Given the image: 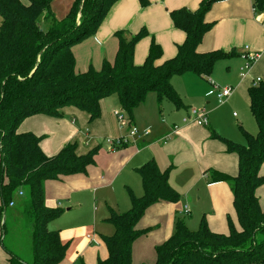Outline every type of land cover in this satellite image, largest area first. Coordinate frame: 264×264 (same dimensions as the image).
Segmentation results:
<instances>
[{"label": "trees", "instance_id": "trees-1", "mask_svg": "<svg viewBox=\"0 0 264 264\" xmlns=\"http://www.w3.org/2000/svg\"><path fill=\"white\" fill-rule=\"evenodd\" d=\"M52 1L27 0L23 4L20 0H0V244L8 256L7 264H58L63 260L67 243L61 242L58 231L47 228L62 210L45 205L44 183L84 174L98 150L95 147L78 155L73 143H68L55 155L46 156L39 147L40 137L17 132L24 119L57 117L64 108L72 107L87 113L91 121L100 113L99 102L112 93L129 120L148 92L156 94L158 103L168 100L180 108L181 100L169 82L171 75L191 72L208 77L217 60L236 54L196 51L211 28L204 16L220 1L202 0L194 11L184 7L169 11L173 27L184 33L174 57L157 64L162 50L151 39L143 63L137 66L133 52L137 42L146 37L145 30L129 37L117 31L113 33L117 47L112 61L103 59L98 69L89 66L75 71L71 47L95 35L117 0H73L61 19L54 17ZM137 1L142 7L148 5L147 0ZM252 5L255 12L264 14V0H253ZM247 96L257 133H244L245 145L209 135L222 142L227 153L237 156L234 177L214 172L209 183L229 186L239 230L229 225L227 234H216L203 219L196 230H190L177 220L171 236L155 247L154 264H264V209L255 194L264 184V176L259 175L264 162V80L251 86ZM137 173L143 194H130L129 210L110 214L107 222L114 232L102 237L107 257L97 264H131V245L145 233L136 230L135 224L147 207L179 199L168 184L167 171H160L153 162L142 165ZM10 241H20L27 249L15 253L9 248Z\"/></svg>", "mask_w": 264, "mask_h": 264}, {"label": "crops", "instance_id": "crops-1", "mask_svg": "<svg viewBox=\"0 0 264 264\" xmlns=\"http://www.w3.org/2000/svg\"><path fill=\"white\" fill-rule=\"evenodd\" d=\"M201 1L149 0L151 6L147 5V8L144 10L137 0H117L109 8L103 19L106 22L100 27V32L97 31L95 36L92 37L91 44L97 48H102L104 54L101 57L102 59H100L101 61L103 59L112 61L117 47L112 34L118 31L119 28L126 29L132 27L133 17L136 18L137 15L154 11L156 14V27L158 28L160 24L164 25V31L155 40L161 50L163 48L166 52L163 55L162 51L161 58L156 62L160 64L174 57L177 52L176 46L180 45L184 40V33L173 27L168 15L169 11L182 7L194 11L198 8ZM21 2L26 4L27 0ZM252 2L253 0H220L213 3L204 16V21L210 23L211 28L203 35L196 48L198 53L213 51L236 53L228 58L217 60L213 65V68L220 62L225 65V71L229 74V82L226 84L230 86L231 93L224 101L229 100L231 105L238 104L243 100L248 106V89L257 80H264V14L255 12ZM53 15L57 17L55 13ZM167 21L169 22L167 23ZM109 23H111V27H109ZM142 25L146 24L143 22L136 24L138 27H142ZM150 40L141 51H135L134 48L136 53L133 52V63L135 65L138 66L143 63L148 52ZM170 46L174 48V50L172 49V55H169L168 47ZM252 54H258L259 56L248 67H245L247 57ZM93 67L95 69L99 68ZM76 69L80 70L78 67ZM209 76L199 77L207 79ZM172 88L176 93L175 88ZM178 97L181 100L182 106L176 108L172 104L171 117L174 120L179 118L180 123L169 121V126H164L163 122L150 125L151 119L148 118L147 113L136 116L135 112L143 104L133 111L132 117L129 120L123 113L119 102L118 106L112 103L107 107L104 106L103 99L99 102V107L101 113L104 112L101 114V117L92 122L89 121L87 113L72 107H66L62 110L60 116L34 115L24 119L20 123L17 132H29L40 137L39 147L46 156L55 155L68 143L76 142L79 137L86 138V135L82 134V130L88 132L87 134L90 131L92 141L96 143L102 136L114 138L113 132L115 128L111 117H114L113 113L116 111H119V113H122L128 119L129 126L137 127L140 130V126L143 127L144 123L150 125L147 126L150 127L149 141L144 143L140 140V143L136 139L134 146L123 144L114 148L107 147L106 149H101L102 152L96 153L93 164L86 168L84 174L63 176L59 180H48L44 183V201L47 207L60 208L61 203L59 200L71 201L77 206L63 210L61 215L65 218H61L62 216L60 215L57 220L55 219L57 222H52L53 225L51 226L47 225L49 230L58 231L61 242L67 243L68 249L72 242L73 252H69L67 249L63 260L58 264H97L98 260H104L107 257L102 237L113 234V231L105 225L109 224L107 219L112 212L119 214L129 210L130 194L137 197L139 192L142 191L141 180L137 173L138 168L147 162H153L160 171L167 170L159 167L156 158L158 153H160V156L167 157L171 168L179 165L193 166L195 177L192 180V184L201 182V178H204L206 181L205 200L209 206L207 207L213 212L212 217L210 219L207 218L205 223L211 232L223 235L227 234L225 233L227 229L225 227L226 221L224 215L218 217L216 214H218V208H222L226 212L233 209L230 188L224 182L209 183V175L211 173H220L229 177H234L237 173V156L227 153L222 142L210 139L209 136L211 133H214L226 140H232L226 133L228 126L222 121L223 112L218 113L214 118L209 120L208 112H211L213 109L206 111L203 106L200 110H196L187 105L186 102H183L180 95ZM203 97L207 99L212 96H206L204 92ZM180 110H183L185 115L180 113ZM192 111H205L207 114L205 116L208 118H206L207 125H196L195 117L191 114ZM158 113L161 115L160 111ZM232 117L235 118L236 115L232 113ZM168 118L170 119L169 115ZM139 122H141V125ZM166 125L168 124L166 123ZM238 128L242 130L241 127ZM244 133L248 134L242 130L243 136ZM115 136H117V133ZM156 144H160L162 147L159 152L156 151ZM144 146H147L145 151L143 150ZM143 152H146L147 155H143ZM149 156L151 157L149 158ZM259 175L264 176V164H261V168H259ZM167 181L169 186L179 194V200L176 203L159 201L147 207L143 216L135 224L136 230H143L145 233L135 239L131 245V264H154L155 247L161 245L171 236L175 222L180 220L175 215V213L180 212V203L182 206L186 203L191 206L187 201L191 199L192 186H189L185 193L182 192L184 188L180 189L182 192V195H180L178 189L183 185V181L177 179L173 181L168 176ZM186 181H188V178ZM255 194L259 206L261 209H264V184L257 188ZM195 195H198L196 200L201 201L200 198L203 195L200 193H196ZM85 196H89L90 199H84ZM180 197L183 200H180ZM97 206L99 207L97 208ZM88 207L91 210V214L84 209ZM77 209L79 211L75 212L76 215L68 218L70 220L66 222L67 213L70 210L76 211ZM98 209H102L106 213L105 215H100L101 220L105 224L103 223V228L99 229L102 233L99 240L96 241L97 237L94 227L97 225L96 212ZM187 210L186 212H188ZM78 214H85L86 225L84 227H70L69 225L72 224ZM90 219H92L93 228L91 229V234H88ZM20 239L18 238V240ZM94 242H98L101 246H92ZM0 247L2 248L1 244ZM9 248L18 254L23 252L20 241H10ZM3 252L5 254L4 264H7L8 256L4 250Z\"/></svg>", "mask_w": 264, "mask_h": 264}, {"label": "rangeland", "instance_id": "rangeland-1", "mask_svg": "<svg viewBox=\"0 0 264 264\" xmlns=\"http://www.w3.org/2000/svg\"><path fill=\"white\" fill-rule=\"evenodd\" d=\"M20 1H26V0H20ZM73 0H53L51 3V9L53 11V13H55V15L57 17H55L56 19L58 18H63L65 17V15L68 13V9L71 6ZM148 5L151 6V2L149 3V0H147ZM141 8H147L142 7ZM155 12H147L144 13L143 15H137V17H133L132 19V27H128L126 29H118V31H123L126 37H129L130 35H134L136 34L140 29H144L145 33H146V37L140 39L136 46H135V51H141V49L149 43L150 39H153V41L156 43L155 40H157V38L159 37V35L162 34V32L164 31V25L160 24L158 26V28L156 27V16H155ZM106 21H102L100 26L98 27L97 31L100 32V27L103 25V23L105 24ZM145 23L146 25H142L141 26H136V24L138 23ZM169 21H167L168 23ZM166 23V21H165ZM42 29L44 30L46 28L45 24L42 23L41 24ZM130 26V25H129ZM109 27H111V23H109ZM122 27V26H120ZM125 27V26H123ZM148 27V28H147ZM139 28V29H138ZM96 31V32H97ZM117 32V31H116ZM114 34H112L113 37ZM95 36V35H94ZM90 38V39H89ZM91 39L92 37H85L83 38L79 43L73 45L71 47V52L73 54L74 60H75V65L76 67H78L80 70H77L75 67V71H79L82 72L84 69L88 68L89 66H96L99 67V63H100V59H102L101 57L103 56L104 52L102 50L101 47L97 48L95 46H93L91 44ZM169 49V55H172V49L174 50L173 47H168ZM134 51V52H135ZM163 51V55L166 54L165 50L162 48ZM136 53V52H135ZM174 53V51H173ZM142 62V60H141ZM224 63H218V65L215 66V68H213L211 75L209 76V78L207 79H203L201 77H199L198 75H195L191 72H185L182 73L180 75H171L169 81L172 85V87L175 88V90L177 91L176 93H178L177 95L181 97V99L183 100V102H186L187 105L191 106L192 108L196 109V110H200V108H205V110L209 111L212 110L211 112H208V118L209 120L211 118H214V116H216L218 113L223 112L222 115V121L224 124H226L228 126V131L226 132L228 136H230L232 138L231 141H233L234 143L240 144V145H245L246 140L242 134V130L244 132H247L248 134L251 135H255L257 132V127L254 123V120L248 110V106L245 103V101L241 100L240 103H236V104H232L231 102L228 101H222L221 103L216 102V99L214 96L210 97V98H204L203 97V93L205 92L207 94V92L209 91H221L224 88H230V86H228V84H226L227 82H229V74L226 73L225 71V67H224ZM104 102V106H109L112 103L115 104V106H118V100H117V96L116 94L112 93L109 96H107L106 98L103 99ZM157 102L156 99V94L154 92H148L145 96V100L143 102V105L140 106L137 111L135 112V115L137 116L138 114H146L148 115V118L151 119L150 121V125H154V123H161L165 124L164 126H169L170 122L169 121H175V123H180V119L177 118L176 120H174L171 117V111H172V103L168 100H163L160 103ZM208 103V104H207ZM108 110V109H107ZM119 110V109H117ZM106 111V110H105ZM160 114L159 115V112ZM104 112V111H103ZM103 112L99 113L98 117H101V114H103ZM107 112V111H106ZM180 113H184L183 110L179 111ZM205 115H207L205 113V111H203ZM115 113H118L119 115L116 116ZM232 113H234L236 115V117H232ZM168 115L170 116V119L168 118ZM114 117H111V119L114 121V128L115 131L113 132V137L114 138H108L107 136H102L101 138H99L97 140V143L92 141V134L89 131V134H87L88 132H86L85 130H82V134L86 135L85 137H79L76 142H71L74 145L75 148V152L77 154H86L88 153L91 149L97 147V153L98 152H102L101 149H106L107 147L109 148H114V147H118L121 145H115V142H117V140H119L120 138H124L127 135L128 132V125H129V121L128 119L122 114L119 113V111H116L113 113ZM152 116V118H151ZM96 118V119H97ZM115 118V119H114ZM207 118V117H206ZM207 118V119H208ZM96 119H92V121L96 120ZM69 121V120H68ZM141 125V122H139ZM149 123V122H148ZM153 123V124H152ZM166 123L168 125H166ZM20 125V124H19ZM18 125V127H19ZM149 124H143V127L140 126V130L146 131L147 135L146 137H140L139 139H137L136 141H140L142 140L144 143L149 141V134H150V126ZM17 127V128H18ZM238 127H241L242 130H240ZM137 128V127H136ZM117 133V136L119 135V137L115 136ZM116 137V138H115ZM135 141H132L130 139L127 140L126 146H134ZM141 143V141H140ZM157 148L156 151L159 152L161 150V145L160 144H156ZM135 147L137 148V146L135 145ZM108 148V149H109ZM147 149V146L143 147V150L145 151ZM147 155L146 152H143V155ZM160 153H158V155L156 156L157 160H158V164L159 167H162V169H167L164 171H167V173L169 174L168 177L170 179H172L174 181V179L177 180H181L183 181V185L181 187H179L178 189V193H180V195H182V192L185 193V191L187 190V188L189 186H192V191H191V199L190 201H187L191 204V206L186 203L184 206H182V204L180 203V208L179 211L175 213V215H177V217L180 218V220H182L184 222V224L190 229V230H196L199 226V221L200 219H203L204 222H206L207 218H211L213 215V212H211V210H209L210 208H208V204L205 200V180L202 177L201 182H196L195 184H192V180L195 177V169L193 168V166H186V165H179V166H175L174 168H171L170 161L168 162L167 157L165 156H160ZM151 156H149L150 158ZM264 164V162L262 163V165ZM261 168V166H260ZM170 172V173H169ZM60 178L63 177H59L57 180H59ZM188 178V181H186V179ZM3 182H5V179H3ZM188 182V183H186ZM188 184V185H187ZM184 191L181 192L180 189H183ZM196 193H200L202 194V198H200L201 201L196 200V198L198 197V195H195ZM142 191L139 192V194L137 195V197L141 196ZM195 195V196H194ZM19 196V195H18ZM21 196V195H20ZM179 196V194H178ZM84 199L88 200L90 199L89 196H85ZM15 200L18 201L17 196L15 197ZM179 200V199H178ZM180 200H183L182 197H180ZM196 200V201H195ZM59 202L61 203V207L60 209L63 210L65 209H69L70 207H77L75 206L71 201H66V200H59ZM91 202H92V198H91ZM79 204V203H76ZM208 206V207H207ZM99 206H97L98 208ZM85 210H87L89 212V214H91V210L90 208H84ZM188 209V210H187ZM102 209H98L96 214H97V225L96 227H94V231L96 233V237L97 240H99V237L101 235L102 232L99 231V229L103 228L102 224L104 223L103 220H101L100 215H105V211H101ZM186 210L188 212H186ZM79 211V209H77L76 211L74 210H70L66 215L65 221L67 222L68 218H72L75 214V212ZM190 212V213H189ZM216 213V212H214ZM225 217V227L227 229V232H229V225H232V227L236 230H239V224L235 215V212L233 211V209L228 210V212H226V210L222 209V208H218V214H216V216H223ZM229 215V216H227ZM61 218H65L63 217V215H61ZM58 218V217H57ZM56 218V220H57ZM228 219H229V223L228 224ZM55 219L52 220L51 222H49L47 225L51 226L53 225L52 222H57ZM175 221V220H174ZM105 224V223H104ZM84 225H86V218H85V214H78L75 218V220L72 222V224H70V227H84ZM106 226H108V228H110V230H112L114 232V227L109 223V224H105ZM207 226V225H206ZM89 230H88V234H91V229L92 227V219H90L89 221ZM98 229V230H97ZM112 233V232H111ZM173 233V232H172ZM0 234H2L1 232V225H0ZM112 235V234H111ZM110 236V235H109ZM6 244H8V242L6 241ZM101 246V244H98V242H94V244H92V246ZM72 246V242L69 245V249H68V244H67V249L69 252H73V246ZM23 249L26 250L27 247L23 246ZM5 262V254L2 250V248L0 247V264H4Z\"/></svg>", "mask_w": 264, "mask_h": 264}, {"label": "built area", "instance_id": "built-area-1", "mask_svg": "<svg viewBox=\"0 0 264 264\" xmlns=\"http://www.w3.org/2000/svg\"><path fill=\"white\" fill-rule=\"evenodd\" d=\"M258 54H252L249 55L247 57V61L245 64V67H248L253 61H255L258 58ZM260 80H257L253 86H255L256 84L259 83ZM231 93V89L230 88H224L221 91H209L207 92L206 96H214L216 101L218 103H221L226 97H228ZM191 114L195 117V123L198 126H206L207 125V119L205 114L202 111L196 112V111H192ZM116 116H118L119 114L115 113ZM147 135L146 131H141L138 128L134 127V126H129L128 125V132L127 135L124 138H120L119 140H117V142H115V145H123L127 143V140L130 139L132 141H135L136 139H139L140 137H144ZM18 195L20 196L21 193H18ZM13 203L11 202L9 204V206H12Z\"/></svg>", "mask_w": 264, "mask_h": 264}]
</instances>
